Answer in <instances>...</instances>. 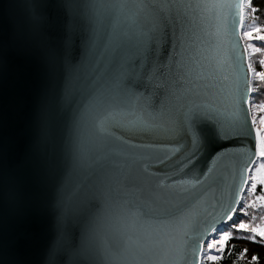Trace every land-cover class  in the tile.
Segmentation results:
<instances>
[{
	"label": "snow or ice",
	"instance_id": "6c2138e0",
	"mask_svg": "<svg viewBox=\"0 0 264 264\" xmlns=\"http://www.w3.org/2000/svg\"><path fill=\"white\" fill-rule=\"evenodd\" d=\"M181 7L218 9V29L240 47L227 120L185 87L183 33L163 15ZM0 10L10 22L0 36V264H96L101 251L106 264H264L254 251L264 225L249 211L264 202V0H6ZM245 147L227 204L212 205L210 222L192 217L222 189L218 161ZM49 214L57 235L45 243ZM70 216L85 220L78 242L61 227Z\"/></svg>",
	"mask_w": 264,
	"mask_h": 264
},
{
	"label": "water",
	"instance_id": "95a60500",
	"mask_svg": "<svg viewBox=\"0 0 264 264\" xmlns=\"http://www.w3.org/2000/svg\"><path fill=\"white\" fill-rule=\"evenodd\" d=\"M6 0H0V5ZM124 3H160V4H191V5H211L217 0H119ZM218 9L208 8H174L164 10L163 15L166 20L172 19L175 21L177 33H183L184 52L183 64L180 69L183 73L185 87L193 91L201 92L202 95L198 102H211L218 110L221 119H229L232 112L229 91L232 87L234 70L232 64L233 49L235 54L240 55V47L236 43L234 37L224 28L218 29L220 23L218 19ZM10 28L8 16L3 10H0V36H4ZM171 31V28H169ZM238 32V29H237ZM243 44L242 37L239 41ZM167 54L161 52V57L164 63H168L167 55L172 52L171 45L168 46ZM179 51V49H178ZM78 55L77 52L73 53ZM15 61L20 62L24 59L19 54H13ZM179 60L180 57L178 56ZM175 71V68H173ZM44 73L43 65L39 61H34V74L37 81L41 79ZM29 140L27 136L21 138L14 149L13 158L17 161H23L27 152ZM41 149L43 145L40 146ZM158 154V153H157ZM248 160V154L245 148H234L230 154L218 161L217 174L222 177V189L208 191L202 199L191 210V215L194 218H199L201 221L209 219L208 214L213 212L212 205L217 200L223 198L225 205L231 198V185L235 182L236 172L239 165ZM167 183V181H166ZM94 208L93 211H98ZM85 220L83 217L70 216L63 225L62 229L70 234L77 242L79 240ZM56 215L49 214L45 222V243L56 238ZM183 238V229H177V241ZM101 245L108 242L101 241ZM67 264V260L65 261ZM72 264H79V261L74 259ZM96 264H106L103 259V251ZM179 264H183L180 261Z\"/></svg>",
	"mask_w": 264,
	"mask_h": 264
},
{
	"label": "trees",
	"instance_id": "16d2710c",
	"mask_svg": "<svg viewBox=\"0 0 264 264\" xmlns=\"http://www.w3.org/2000/svg\"><path fill=\"white\" fill-rule=\"evenodd\" d=\"M259 23L264 24V18H262L259 21ZM252 26H253L252 24H248V25H246V28L247 27H252ZM243 43H244L245 47H247V41H245L243 39ZM257 44H259V42H257ZM249 51H251V49H249ZM258 99L264 100V95H262ZM252 115H257V110L255 108L252 109ZM257 193L261 194L259 188L257 190ZM249 211H250V219H254L255 223H257V224L264 225V220L260 219V217H264V208H258V211L255 212V213H253L251 210H249ZM249 247L251 248L252 246L249 245ZM254 251L257 254L264 256V248H255ZM225 264H227V261H225Z\"/></svg>",
	"mask_w": 264,
	"mask_h": 264
},
{
	"label": "rangeland",
	"instance_id": "374dc122",
	"mask_svg": "<svg viewBox=\"0 0 264 264\" xmlns=\"http://www.w3.org/2000/svg\"><path fill=\"white\" fill-rule=\"evenodd\" d=\"M242 40H243V39H242ZM244 46H245V45H244ZM256 195H261V194H259V193H256ZM248 199H249V200L253 199V196H252V194H249V197H248ZM261 203H264V202L257 201V202H256V207H258V208H261V207H260V204H261Z\"/></svg>",
	"mask_w": 264,
	"mask_h": 264
}]
</instances>
